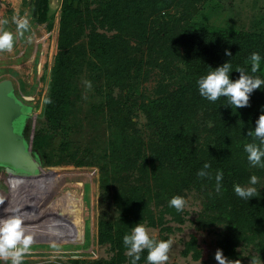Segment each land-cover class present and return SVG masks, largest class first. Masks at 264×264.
<instances>
[{"label":"trees","instance_id":"trees-1","mask_svg":"<svg viewBox=\"0 0 264 264\" xmlns=\"http://www.w3.org/2000/svg\"><path fill=\"white\" fill-rule=\"evenodd\" d=\"M181 5L182 0H63L59 52L44 111L49 129L36 137L34 148L40 154L42 142L51 138L52 131L65 128L69 111L85 98V86L80 84L85 77L89 90L98 95L88 106L106 111L112 128L119 132L103 157L112 159L118 168L116 207L120 216L117 222L101 221V242H110L118 257L123 258L120 260H125L122 237L133 225L162 224L165 214L172 221L183 223V209L177 212L169 207L168 200L172 196L185 198L186 191L196 190L205 193L213 220L227 225L228 233L220 241L223 254L239 260L237 247L245 244L255 248L264 260V164L251 165L244 151L246 143L261 145L260 138L249 132L254 130L260 106L264 105V84L250 94L248 106L239 109L228 105L225 97L208 101L200 96L196 86L200 76L225 62H230L232 79L239 77L235 71L238 66L247 75L264 79V33L196 26L188 20L193 7L187 3L179 19L166 17L171 8ZM41 6L45 18L53 20V0H43ZM99 28L106 32H99ZM135 37L146 41L149 54L165 55L168 62L169 55L176 51L185 73L184 83L169 97L153 101V111L163 118V124L159 130L155 126L148 143L137 136L122 98L113 95L115 89L127 90L135 73L140 72L142 59L138 48L132 45ZM253 52L262 58L256 73L251 72L249 61ZM196 111L202 113L203 126L186 127L187 114L192 118ZM41 163H46L42 157ZM201 172L203 176L199 175ZM217 172L223 173L220 191L215 187ZM84 173L88 181L80 186L78 183L70 202L64 205L55 188L43 203L46 216L54 224H58L56 217L61 214L68 220L58 236L54 233L64 253L93 251L96 217L87 212L89 207H95L97 184L92 171ZM251 175L258 177L253 185L256 192L248 199L241 198L233 191V185L247 188ZM82 191L87 194L86 199L80 198ZM158 209L159 218L154 212ZM21 215H26V208L21 209ZM191 252L195 259L200 257L194 237L184 251L185 255ZM138 255L136 262H144L147 249Z\"/></svg>","mask_w":264,"mask_h":264},{"label":"rangeland","instance_id":"rangeland-1","mask_svg":"<svg viewBox=\"0 0 264 264\" xmlns=\"http://www.w3.org/2000/svg\"><path fill=\"white\" fill-rule=\"evenodd\" d=\"M42 1L0 0V30H8L16 37L11 51L0 50V82L13 81V96L24 105V114L15 122V129L24 137L27 147L40 163L41 157L46 160L44 165L41 163L42 169L35 176L0 164V189L17 196L18 201L13 211L23 218L27 232L32 236L30 252L23 254L25 258L22 264H131L136 253H125V260H120L123 258L118 257L119 254L112 244L102 243L100 240L101 221L117 222L120 216L116 207L115 181L118 178V168L112 159L103 157L111 140L114 142L119 132L112 128L106 111L88 106L89 102H95L94 99L98 95L95 90H89L85 77L80 80V84L85 86V98L69 111V117L63 123L65 128L62 127L57 132L52 131L54 134L51 138L42 142L44 148L40 154L34 148L36 137L44 135L49 129L44 111L51 88L53 67L59 52L63 2L53 0L56 10L51 20L52 18L46 19L43 15ZM182 1L183 5L171 8L166 17L179 19L184 15L187 3L193 7L188 20L196 26L210 30L226 28L232 31L264 33V0ZM20 19L28 21V33L22 30L16 35L15 25ZM99 32L106 31L99 28ZM132 45L138 48L139 57L142 59L140 72L135 73L127 90L121 92L115 89L113 95L122 98L127 110L125 113L136 128L137 136L148 143L155 132V126L159 130V126L163 124V118H159L153 111L152 103L157 98L169 97L170 93L184 83V66L177 61L176 51L169 55L168 62L165 55L149 54L146 41L140 37H135ZM202 121L201 111H196L192 118L191 114H187L186 127L197 129L203 126L200 124ZM84 170L95 174L97 184L95 207H89L87 212L88 216L96 217L93 251L78 255L64 253V248L56 241L55 235L58 236L68 220L61 214L56 217L58 224H54L49 216H46L43 203L49 192L55 188L58 199L60 198L64 205L70 202L78 183L80 186L88 181ZM261 186L262 180L259 182V187ZM247 187L255 186L248 184ZM80 198L86 199L87 194L82 191ZM184 199L186 203L183 208V223L174 222L165 214L162 224H144L146 229L150 236L157 240L171 238L169 259L165 264H218L214 254L217 249H221L220 241L228 233L227 225L222 221L213 220L214 217L210 216L205 193L189 190L186 191ZM23 208H26L25 216L21 215ZM5 209L0 206L2 212ZM154 212L159 218V209ZM193 237L200 252L198 259L193 257V252L188 255L184 253L187 242ZM237 252L243 264H252L253 260L255 264H264L255 248L241 244L237 247ZM10 261L11 258H8L0 261V264H10Z\"/></svg>","mask_w":264,"mask_h":264},{"label":"clouds","instance_id":"clouds-1","mask_svg":"<svg viewBox=\"0 0 264 264\" xmlns=\"http://www.w3.org/2000/svg\"><path fill=\"white\" fill-rule=\"evenodd\" d=\"M7 23V21H3ZM29 28L26 19L16 21V35H19L22 30L27 31ZM15 36L8 30H0V50L11 51L15 41ZM229 54L230 53H226ZM261 56L257 52L251 53L249 61L251 63V72L256 73L260 67ZM212 70L207 74L200 76L196 81V86L201 97L208 101H216L219 97H225L227 104L231 107L239 109L246 107L249 104L250 94L255 89H260L264 84V79L260 76H250L244 72L242 67H237L236 72L239 73L237 79L230 78V62L211 68ZM260 138L261 145L257 147L254 144L246 143L244 151L247 153V160L251 165L264 164L262 157H264V105L260 106V113L255 120L254 130L249 132ZM205 168L208 164L205 163ZM199 175L203 176V172ZM223 173L217 172L215 179L217 181L215 187L216 191H220L219 181L222 179ZM258 177L251 175L249 183L255 185ZM233 191L241 198L248 199L256 192L255 187H241L239 184L233 185ZM185 199L182 196H172L168 200L169 207H174L177 212L182 211L185 207ZM5 215L0 216V261L11 258L10 264H22L25 255L30 252V245L32 243V236L27 232V226L23 222V218L17 215L15 211L8 213L5 209ZM122 243L125 247L127 255L133 256L131 264H136L140 259L138 255L142 249H147L145 257L146 264H165L169 259L168 251L172 244L171 238L167 240H157L151 237L148 229L143 223H136L130 228V232L122 237ZM214 259L218 264H240L239 260H233L223 255L221 249H217L214 254ZM255 264V260L252 261Z\"/></svg>","mask_w":264,"mask_h":264},{"label":"water","instance_id":"water-1","mask_svg":"<svg viewBox=\"0 0 264 264\" xmlns=\"http://www.w3.org/2000/svg\"><path fill=\"white\" fill-rule=\"evenodd\" d=\"M13 91V81L0 82V164L35 176L42 169L41 163L15 129V122L24 114V105L16 100Z\"/></svg>","mask_w":264,"mask_h":264},{"label":"bare ground","instance_id":"bare-ground-1","mask_svg":"<svg viewBox=\"0 0 264 264\" xmlns=\"http://www.w3.org/2000/svg\"><path fill=\"white\" fill-rule=\"evenodd\" d=\"M16 26V25H15ZM32 27V26H31ZM34 29V28H33ZM37 29V28H36ZM13 31V30H12ZM27 32V31H26ZM25 33V32H24ZM28 33V32H27ZM16 34V33H15ZM39 34V33H38ZM27 37V36H26ZM32 38V37H31ZM34 38V37H33ZM47 39V38H46ZM31 40V39H30ZM44 40V39H43ZM45 42V41H43ZM43 44V43H42ZM23 48V47H22ZM25 49V48H24ZM39 52V51H38ZM42 54V53H41ZM33 57V56H32ZM24 58V57H23ZM31 58V57H30ZM14 60V59H13ZM20 60V59H19ZM35 60V59H34ZM42 61V60H41ZM14 62V61H13ZM35 62V61H34ZM37 64V63H36ZM14 65V64H13ZM16 65V64H15ZM14 68V67H13ZM31 69V68H30ZM34 69V68H33ZM35 70V69H34ZM13 71V70H12ZM32 71V70H31ZM39 71V70H38ZM33 72V71H32ZM35 73V72H34ZM43 73V72H42ZM7 77V76H5ZM13 78V76H12ZM14 80V79H13ZM15 81V80H14ZM17 81V80H16ZM15 81V82H16ZM21 82V81H20ZM30 83V82H29ZM32 83V82H31ZM30 83V84H31ZM24 84V83H23ZM37 84V83H36ZM36 87V85H35ZM23 87L21 86V89ZM33 88V87H32ZM37 89V88H36ZM32 90V89H31ZM23 91V89H22ZM21 92V91H20ZM23 93V92H22ZM21 96V95H20ZM25 100V99H24ZM18 201V198L17 196H15L14 194L12 193H8V192H5L3 190L0 189V206L1 207H5L6 209H8V213L10 214L11 212H13V207L15 206V204L17 203ZM5 211H1L0 210V216L2 215H5Z\"/></svg>","mask_w":264,"mask_h":264}]
</instances>
